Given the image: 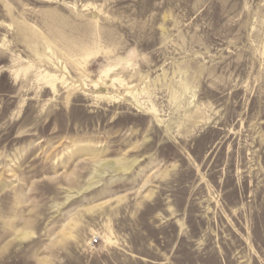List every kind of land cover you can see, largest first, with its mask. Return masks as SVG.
Instances as JSON below:
<instances>
[{
  "label": "rangeland",
  "instance_id": "obj_1",
  "mask_svg": "<svg viewBox=\"0 0 264 264\" xmlns=\"http://www.w3.org/2000/svg\"><path fill=\"white\" fill-rule=\"evenodd\" d=\"M0 264H264V0H0Z\"/></svg>",
  "mask_w": 264,
  "mask_h": 264
},
{
  "label": "bare ground",
  "instance_id": "obj_2",
  "mask_svg": "<svg viewBox=\"0 0 264 264\" xmlns=\"http://www.w3.org/2000/svg\"><path fill=\"white\" fill-rule=\"evenodd\" d=\"M31 67H33V66L27 67L24 70H15V71H13L12 74L14 75L15 79H17L19 77V71H22V73L24 75H26ZM54 68H56V67L54 66ZM37 80L41 84H43L45 86V88L50 89L53 92V94H55L57 92V88H58L57 85L58 84H61L63 86V85H66V83H67L63 77H60L56 74H51L45 70H39V73L37 75ZM106 97L107 98H113L112 96H110V97L106 96ZM27 235H28L27 232L26 233L23 231L17 232V236L20 238H26Z\"/></svg>",
  "mask_w": 264,
  "mask_h": 264
}]
</instances>
